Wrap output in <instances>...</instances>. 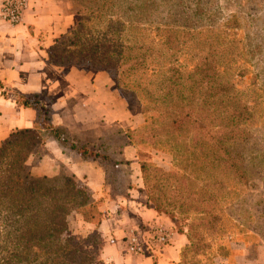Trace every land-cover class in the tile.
<instances>
[{
  "label": "trees",
  "instance_id": "1",
  "mask_svg": "<svg viewBox=\"0 0 264 264\" xmlns=\"http://www.w3.org/2000/svg\"><path fill=\"white\" fill-rule=\"evenodd\" d=\"M73 10L75 20L52 46L50 57L54 62L85 70L107 71L125 103L131 109L129 98L139 104L144 122L119 136L110 134L102 142L104 151L93 150L64 129L50 125L44 107L39 109L40 126L10 133L0 145V264H106L100 256L102 240L96 231L84 243L68 230L73 213H80L88 222L101 220L102 212L90 189L65 171L53 176L31 172L28 160L43 152L46 136H54L81 157L98 161L116 191L121 190L117 178L123 170L118 147L150 143L156 151L172 156L173 167L167 172L154 167L162 180L158 187L150 181V165L141 161L149 206L185 215L198 208L207 214L210 226L218 219L212 210L217 194L211 186L212 177L203 182L202 175L213 176L210 171L222 165L224 172L234 174L238 182L248 179L242 155L233 154L226 144L234 138V117L228 107L222 110L225 118L219 117L215 98L221 88L214 53L196 61V75H188L192 84L186 89L178 57L186 46V29L160 23L152 29L159 35L155 43L142 37L145 28L135 22V13L124 16L93 7ZM206 203L209 208L203 210ZM186 228L189 242L181 255L199 249L194 223Z\"/></svg>",
  "mask_w": 264,
  "mask_h": 264
},
{
  "label": "crops",
  "instance_id": "2",
  "mask_svg": "<svg viewBox=\"0 0 264 264\" xmlns=\"http://www.w3.org/2000/svg\"><path fill=\"white\" fill-rule=\"evenodd\" d=\"M4 0H0L1 3ZM75 20L67 0H29L17 24L0 17V145L17 129L39 125V109H48L49 124L64 129L93 150L104 151L102 142L110 134L138 128L144 118L117 93L105 70H85L54 62L50 50ZM114 142V141H113ZM43 152L28 164L35 175L53 176L61 171L83 182L98 201L102 212L98 223L75 213L74 233L101 237L100 256L107 264H178L188 244L187 228L178 229L164 212L148 204L141 170L140 147L124 143L117 149L122 171L116 191L98 161L84 158L63 147L54 136H46ZM161 224L171 232L167 244L149 243L141 254L129 253L126 239L132 234L146 241L151 228ZM220 264H264V242L242 243Z\"/></svg>",
  "mask_w": 264,
  "mask_h": 264
},
{
  "label": "rangeland",
  "instance_id": "3",
  "mask_svg": "<svg viewBox=\"0 0 264 264\" xmlns=\"http://www.w3.org/2000/svg\"><path fill=\"white\" fill-rule=\"evenodd\" d=\"M68 1L75 10L93 7L124 16L135 13V22L145 28L142 37L155 43L159 35L152 29L160 23L168 22L172 28L186 29V46L178 56L183 67L181 81L186 89L192 84L188 75H196V61L214 53L217 84L221 88L215 98L221 112L219 117L225 118L222 110L227 107L234 117L231 120L234 138L226 144L233 154L242 155L248 179L245 183L238 182L234 174L224 172L222 165L210 171L213 176L202 175L203 182L212 177L211 186L217 194L212 210L218 214V219L212 226L206 222L207 214L200 213L198 208L188 215L178 214L176 210L164 213L177 217L174 220L177 228H186L189 223L195 225L194 238L199 249L196 253L194 250L184 252L180 264H210V261L220 264L221 258H230L236 252L235 247L242 243L250 244L259 239L264 242V0ZM135 2L137 6L133 7ZM227 84L228 88H222ZM128 101L132 109L139 111V104L133 98ZM138 145L141 160L150 165V181L159 187L162 180L154 167L169 171L173 167L172 156L156 151L150 143ZM202 206L200 204L199 208ZM203 208L208 210L209 204ZM74 217L75 213L70 217L68 230L87 243L88 235L74 233L71 228ZM199 217L206 220L198 221Z\"/></svg>",
  "mask_w": 264,
  "mask_h": 264
},
{
  "label": "built area",
  "instance_id": "4",
  "mask_svg": "<svg viewBox=\"0 0 264 264\" xmlns=\"http://www.w3.org/2000/svg\"><path fill=\"white\" fill-rule=\"evenodd\" d=\"M29 0H4L0 6V17L11 24H17L27 10ZM171 238L169 229L161 224L154 225L146 239L141 240L136 233L130 234L126 239V249L132 254H141L145 246L155 244H167Z\"/></svg>",
  "mask_w": 264,
  "mask_h": 264
}]
</instances>
